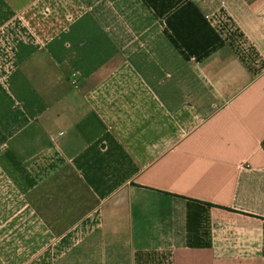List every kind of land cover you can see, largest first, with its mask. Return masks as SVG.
<instances>
[{
	"label": "crops",
	"instance_id": "1",
	"mask_svg": "<svg viewBox=\"0 0 264 264\" xmlns=\"http://www.w3.org/2000/svg\"><path fill=\"white\" fill-rule=\"evenodd\" d=\"M219 1L0 0V264H264V0Z\"/></svg>",
	"mask_w": 264,
	"mask_h": 264
},
{
	"label": "rangeland",
	"instance_id": "2",
	"mask_svg": "<svg viewBox=\"0 0 264 264\" xmlns=\"http://www.w3.org/2000/svg\"><path fill=\"white\" fill-rule=\"evenodd\" d=\"M217 1H219V0H217ZM219 2H220V1H219ZM220 3H221L222 5H224V4H223V1H221ZM218 6H219V5H218Z\"/></svg>",
	"mask_w": 264,
	"mask_h": 264
}]
</instances>
